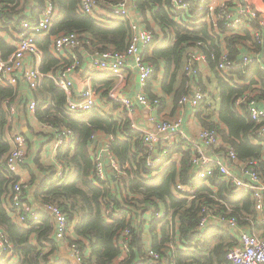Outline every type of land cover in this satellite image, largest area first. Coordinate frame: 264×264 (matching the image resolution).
I'll return each mask as SVG.
<instances>
[{"label":"trees","instance_id":"16d2710c","mask_svg":"<svg viewBox=\"0 0 264 264\" xmlns=\"http://www.w3.org/2000/svg\"><path fill=\"white\" fill-rule=\"evenodd\" d=\"M22 1L25 5L29 1L37 3L39 13L45 7V0H0L5 5L6 26L18 28L27 18L16 17ZM48 1L54 4L59 14L49 36L39 42L43 52L40 66L43 75L55 73L61 66L71 64L70 59L56 58L49 50L51 37L61 33L77 32L85 36V41L90 42L93 51L123 53L127 50L131 39L130 19L105 26L90 15L78 13L80 0ZM122 1L108 0L113 5ZM132 3L148 28L152 29L148 22V17H151L161 32L158 34L152 29L155 41L152 52L147 53V62L153 66V74L145 89L147 96L151 100L161 101L153 94L151 85L158 80L164 68L162 89L165 94L173 96L178 107L180 98L188 91L185 61L189 51L197 43H202L201 49L208 56L207 64L218 80L221 101L218 112L227 130L209 122L215 104L214 94L209 99L206 97L197 108L201 125L204 129L216 130L223 143L232 145L230 148L236 151L239 160L258 161V170L264 177V147L253 143L254 124L247 117L239 115L234 105L237 95L248 90L256 95L258 101H264V74L259 67H235L232 74L249 83L236 88V84L225 81L217 69L223 54L222 44L210 34L207 25L199 23L192 26L197 23V19L187 25L176 23L170 14L172 0H133ZM220 30H225L222 24ZM244 38L251 40L249 34L246 37L225 39L231 61L243 57L236 45ZM89 47L86 45L85 49L89 50ZM0 49L4 59L15 50L1 37ZM199 85L206 93L200 79ZM112 88L108 87V92ZM20 92L13 87L0 86V160L11 150V144L5 139L8 124L5 102L11 105ZM31 96L37 103L36 119L41 124L53 127L56 138L62 129H69L73 133L72 141L57 151L56 162L63 169V179L56 181L57 170L51 168L53 173L43 179L39 194L44 205H57L67 216L74 235L68 241L81 247L85 264H147L149 251L160 254L170 264H230L227 251L236 244L235 238L218 224L200 231L201 212L209 207L216 216L234 217L239 227L252 228L253 221L258 217L254 201L249 193L237 192L224 182L216 169L209 179L196 180L190 163L195 155L192 144L186 141L175 144L167 149L163 164L149 166V150L143 144L142 134L131 128L129 118L115 120L113 116L99 113L96 107L87 116L69 113L66 109V94L47 77L42 79ZM115 106L120 104L115 103ZM96 132L111 138V152L122 169V174L116 180L112 177L98 183L94 178L95 162L90 146L91 137ZM175 154L181 155L180 161L174 160ZM3 170L4 166L0 162V228L16 249L19 257L16 264H51L50 258L59 244L53 237L51 216L38 210V224L29 222V228L16 224L7 208L13 180L3 175ZM179 184L196 189L193 197L177 195ZM110 207L118 214L113 216L112 222L104 218L105 210ZM163 208L164 214L159 217L158 213ZM125 231L129 232L128 237H123ZM121 240L126 241L127 247L121 244ZM0 264L11 263L0 257ZM57 264H69V261Z\"/></svg>","mask_w":264,"mask_h":264},{"label":"built area","instance_id":"2783aa9c","mask_svg":"<svg viewBox=\"0 0 264 264\" xmlns=\"http://www.w3.org/2000/svg\"><path fill=\"white\" fill-rule=\"evenodd\" d=\"M133 0H123L113 5L108 0H80L79 14L90 15L98 20L96 14L105 12L107 19L98 20L102 25L110 26L115 21L131 19V6ZM5 5L0 3V37L6 34H13L15 40L12 46L13 53L6 59L3 58L0 49V86L20 89L26 86L28 91L38 89L42 79L50 78L55 85L64 91L67 98V112L79 115H86L97 106V93L89 84L80 92V99L75 101L73 93L75 84L73 74L78 69L76 54L85 51L88 45L92 51L91 65L105 77L123 79L127 63L134 59L137 71L140 93L136 100L124 97L119 87H114L108 94L113 103H118L126 111L127 118L131 121V128L142 134L143 144L149 150L147 164L149 166H160L163 164L168 153L167 149L174 147L177 143L184 141L193 145L194 156L191 159L192 174L196 180H207L213 176L214 170H218L220 178L230 184L237 192L249 193L254 201L256 213L258 214L261 230L253 232L242 230L234 217L216 216L215 211L205 207L201 212L199 230L205 231L211 225L218 224L225 227L235 238L236 244L227 251V260L230 264H264V177L258 170V161H241L234 149L228 148L225 153L226 161L213 159L205 155L202 149L194 145L189 139L181 137L177 139L174 132L180 130L182 120L175 122H157L153 117L161 107L159 99L151 100L145 93L148 81L153 74V66L147 62V53L153 48L155 34L141 22H131V39L127 50L123 53L115 51L99 52L85 41V36L77 32L61 33L51 37L49 44L50 53L57 57L71 55L75 60L59 72L43 75L40 72L39 63L42 60L43 52L39 42L49 36L52 24L58 16L59 11L51 1L45 0V7L37 17H27L18 28L6 26L4 15ZM171 16L179 25H187L191 20L197 19L192 26L205 24L209 27L210 34L218 33L220 38L222 32L231 36L246 37L250 35L249 52L240 60H230L227 48H223V54L218 61L217 69L223 79L233 83L235 79L232 71L240 65L243 68L257 65L264 74V0L257 4H251L250 0H172ZM19 19V18H18ZM220 24L225 28L220 30ZM192 29V27H190ZM222 43L225 44L222 39ZM221 43V44H222ZM202 43H197L187 56L184 65V73L188 78L187 94L179 101V109L183 110L186 105L197 109L206 99V95L199 85L201 67L208 63V56L202 51ZM33 57L38 64H31L28 58ZM249 84V83H248ZM250 90L237 95L235 98V111L247 117L254 124L253 143L264 145V106L261 101L255 98ZM264 102V101H262ZM37 103L33 97L29 102V110L35 113ZM138 107L147 110L155 124L153 131L142 130L136 123H133V115ZM8 112L14 115L16 109L13 105L8 106ZM73 133L69 129H62L57 135V147L70 143ZM105 135L96 132L91 137V155L95 162L94 178L99 181H107L109 178H116L122 174V169L117 158L111 152L109 142H105ZM200 140L207 147L219 148L221 138L214 129H203ZM12 149L0 160L4 166L3 175L12 179L13 183L8 195V209L13 221L21 227L29 228V222L38 224L40 221L38 210L26 200L27 186L17 180L18 174L25 165L27 159L28 142L22 133H17L12 139ZM56 180H62L64 172L58 164ZM234 170L243 172L244 178L237 176ZM16 179V180H15ZM196 189L179 184L176 194L192 198ZM42 211L48 213L53 221V237L58 242L67 243L69 247V264H85L83 252L78 244H70L69 237H72V227L63 211L53 204L43 205ZM162 210L158 213L162 217ZM113 216H118L113 207L106 209L104 218L108 222L113 221ZM151 218V216H150ZM129 232L125 231L123 237H128ZM121 244L127 247L125 240ZM149 262L147 264H170L160 254L149 251ZM0 257L5 261L16 264L18 254L13 243L8 239L6 233L0 228ZM43 264V263H41Z\"/></svg>","mask_w":264,"mask_h":264},{"label":"crops","instance_id":"0c3cea01","mask_svg":"<svg viewBox=\"0 0 264 264\" xmlns=\"http://www.w3.org/2000/svg\"><path fill=\"white\" fill-rule=\"evenodd\" d=\"M38 8L39 6L37 3L29 1L28 4L25 5V2L22 1L21 5L18 7L19 13L16 15V17L19 15L17 18H20L22 16L35 18L39 14ZM96 17L98 18V20L107 19L105 18L106 17L105 12H98L96 14ZM148 19H149L148 22L151 25L150 27L155 32H158V34H161V32H159V30L157 29L153 19L151 17H148ZM130 20L131 22H141L143 25H145L148 28L147 24L144 23L143 18H141L140 14L137 13V11L133 8V6H131ZM211 35L215 39L219 40L220 43H222V39L225 42V39H227L228 37H233L228 33L227 34L224 33L223 35H221V38L219 34L216 32L213 34L211 33ZM1 38L4 39L6 43L11 46H12V42L15 40V37L12 33L6 34ZM250 41L244 38V41L236 45V48H238V50L242 52V56L248 54L249 52L248 44ZM221 47L223 49L226 48L227 46L226 44L222 43ZM152 49L149 51L150 53L152 52ZM57 58L59 59L66 58L67 60L70 59L71 63H73L75 60L71 55H66ZM91 58H92V51L90 49L89 50L85 49V51L78 52L76 54V59L79 61L78 62L79 67L78 69H76L75 73L73 74V81L75 84L73 99L75 101H78L80 99V95H79L80 92L89 84H91L95 89L96 93L98 94L96 110L99 113L113 116L115 120L125 119L128 116L126 114V111L121 106H115V103H113V107L108 108L106 106H102L101 102L104 101L106 97H108V93H109L108 87H110L111 89L112 87L114 88L117 86L119 87L120 93L124 97L132 100H136L137 95L141 91V87L139 85L134 59H130L128 61L123 79H117L112 77H105L101 75L97 70L93 69L91 65ZM28 61L31 64H35V65L38 64L36 59L33 57L28 58ZM42 62H43V57L41 62L39 63V68ZM64 68L65 66H61L57 71L59 72ZM50 73L48 75H50ZM163 78H164V68H162L158 80L154 81L151 85L153 94L161 99V107L156 113L153 114L154 116L153 118L157 120L158 123L161 121L175 122L181 119L182 123L180 126V130L174 132L175 138L177 139H181V137L187 138L194 145L200 147L203 153L208 157L213 159H219L220 161H226L225 153L228 150V148H230L232 145L227 144L225 142L223 143L221 140L220 142L222 143H220L219 148H212L205 146L203 142L200 140V134L204 128L201 125V122L198 117L199 110L192 108L190 105H186V107H184L183 110H180L179 106L177 107V103L175 102L173 96L164 93L162 89ZM212 78H213V72L209 68L208 64L202 65L199 79L206 88L205 95L207 97V94L208 96L214 94V98H215V104L210 112L209 122L219 126L222 130H227V127L221 121L220 114L218 112L221 103L219 99V89H218L219 86L216 89H212L209 84L212 83ZM232 82H234L232 84H236L235 86L236 88L248 84V82L241 81L236 75H235V79ZM109 83L110 85L108 86ZM19 90L21 91L20 96L17 97L16 100L11 104L16 109L15 114L11 115L8 112V118H7L8 124L6 126L5 139L11 144V149H12L13 147L12 139L13 136L16 135L17 133H22L26 137L25 133L28 130L33 136V138L30 140L26 137L28 142L27 159L25 165L20 170L17 178L27 186L26 200L33 206L34 209L42 210L44 204L41 202L40 199L41 195L39 194V190L42 186L43 179L46 176H49L53 173L50 169L53 168L54 170L57 171L59 170L58 164L56 162L57 151L59 147H57V138L54 135L55 129L49 125L41 124L36 119L35 113H32L29 110V102L32 96L28 91V88L26 86H21ZM261 103L264 106V102ZM5 107L7 108L8 111V102H5ZM204 115H206V113ZM79 116H83V115H79ZM150 117L152 118V116L147 110L143 109L142 107H138L137 111L133 115V123H136L138 127L142 130L153 131L156 129V127L155 124L151 122ZM109 140H111V138L105 135L104 141L109 142ZM259 146L264 147V145H259ZM192 150L194 151L193 147ZM181 158L182 157L180 154L174 155V160L176 161H180ZM234 172L237 176L244 178L242 171L234 170ZM114 179L116 180V178ZM162 212H164V208L162 209ZM259 219L260 217H257V220L255 222L253 221L252 228L248 226V227H243L241 229L250 232H253V230L255 231L261 230ZM256 226H258V230L255 229ZM72 237H74L73 230H72ZM146 238L148 239L147 235ZM68 255H69L68 244L59 242L58 249L50 258V263L51 264H57L62 262L66 263L67 261H69Z\"/></svg>","mask_w":264,"mask_h":264},{"label":"rangeland","instance_id":"374dc122","mask_svg":"<svg viewBox=\"0 0 264 264\" xmlns=\"http://www.w3.org/2000/svg\"><path fill=\"white\" fill-rule=\"evenodd\" d=\"M250 2H251V4H257V3H259L260 2V0H250ZM203 72V71H202ZM207 83H209V82H207ZM210 84V86H211V88L212 89H216L219 85H218V80L216 79V75H215V73H213V78H212V83H209ZM212 84V85H211ZM211 97H213V95L211 94ZM207 98L209 99L210 98V96H208V94H207ZM102 103V106H106V107H108V108H112L113 107V102H111L110 100H109V98L108 97H106L105 99H104V101H102L101 102ZM204 111V110H203ZM8 200V199H7ZM255 229L256 230H258V228L257 227H255ZM57 255V254H56Z\"/></svg>","mask_w":264,"mask_h":264},{"label":"water","instance_id":"95a60500","mask_svg":"<svg viewBox=\"0 0 264 264\" xmlns=\"http://www.w3.org/2000/svg\"><path fill=\"white\" fill-rule=\"evenodd\" d=\"M26 137L30 140L33 138V136L31 135V133L27 130L25 133Z\"/></svg>","mask_w":264,"mask_h":264}]
</instances>
